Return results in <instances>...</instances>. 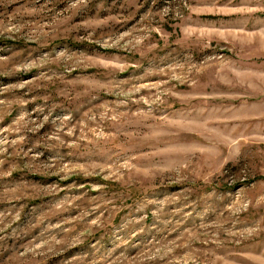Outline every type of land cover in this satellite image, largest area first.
<instances>
[{"label":"rangeland","instance_id":"obj_1","mask_svg":"<svg viewBox=\"0 0 264 264\" xmlns=\"http://www.w3.org/2000/svg\"><path fill=\"white\" fill-rule=\"evenodd\" d=\"M0 264H264V0H0Z\"/></svg>","mask_w":264,"mask_h":264}]
</instances>
